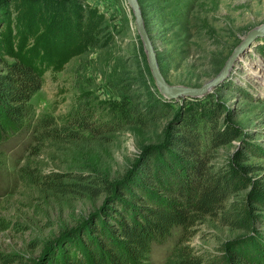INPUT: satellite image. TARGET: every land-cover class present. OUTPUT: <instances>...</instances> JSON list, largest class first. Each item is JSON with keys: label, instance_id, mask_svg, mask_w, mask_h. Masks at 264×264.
<instances>
[{"label": "rangeland", "instance_id": "374dc122", "mask_svg": "<svg viewBox=\"0 0 264 264\" xmlns=\"http://www.w3.org/2000/svg\"><path fill=\"white\" fill-rule=\"evenodd\" d=\"M138 2L160 70L173 85L200 86L217 75L246 33L264 23V0ZM80 11L85 14L80 29L85 28L87 39L98 37L100 48L82 44L78 37L63 40L67 34L58 31L71 18L76 32ZM29 16L32 24L27 35L21 37L19 28L30 23ZM46 39L63 43L59 44L56 59L42 63L44 82L31 98L36 116L46 112L65 114L78 95L90 92L103 107L98 111L100 118L111 120L124 103H133L119 95L122 84L134 81V94H145L155 86L126 0H0V40L7 49L11 48V54H18L14 52L17 47L28 51L37 41L43 46ZM184 99L191 102L182 98L172 100L175 103H170L169 114L154 125H128L120 121L110 131L92 137V151L86 161L92 171L113 183L112 196H118L114 183L137 171L136 163L147 148L167 151L169 131L193 106L205 105L196 116L206 113L218 126L232 127L238 134L229 143L207 148L206 159L213 167L226 165L239 147H246L245 162L259 168L248 176L255 179L264 174V36L249 43L210 92ZM29 141L30 137L21 131L0 142V254H17L25 264H61L63 251L67 252L65 259L78 256L79 251L74 248L84 250L87 255L86 244L98 234L91 233L93 214L99 213L103 206L115 210L114 205L105 203L104 195L45 198L28 187L20 178L19 169L30 153ZM79 158L66 153L55 163L43 155L37 160H42L45 171H66L80 170ZM136 202L134 199L126 204L131 207ZM117 214H121L120 210ZM120 216L129 220L126 212ZM258 228L264 232V225ZM193 230L189 244L203 254L216 252L227 237L238 233L212 219H206ZM181 236L182 230L177 228L165 240L152 242L146 264H164ZM78 242V247H74ZM0 264L18 263L0 258Z\"/></svg>", "mask_w": 264, "mask_h": 264}, {"label": "trees", "instance_id": "16d2710c", "mask_svg": "<svg viewBox=\"0 0 264 264\" xmlns=\"http://www.w3.org/2000/svg\"><path fill=\"white\" fill-rule=\"evenodd\" d=\"M55 7L60 6L55 4ZM80 15L76 32L71 18L65 28L58 30L67 34L63 40L78 37L80 43L100 48L98 37L87 39L85 28L80 29L85 14L80 11ZM62 16L60 13V20ZM31 20L29 16L30 23L19 28L21 37L27 35ZM57 40H60L58 34ZM57 40L51 43L46 39L43 46L37 41L28 51L23 49L24 52L17 47L14 52L18 54L14 55L0 40V142L21 131L30 137V153L19 169L20 178L43 197L104 195V202L114 205L115 210L103 206L99 213L93 214L91 233L98 234L86 244L87 255L84 250L74 248L81 256L65 259L67 252L63 251L61 264H146L151 243L165 240L177 228L182 230V236L164 264H264V232L258 228L264 225V174L255 179L248 176L259 168L245 162L246 147H239L232 160L217 168L206 159L207 148L236 139V129L218 126L206 113L196 116L205 105L193 106L180 116L176 129L169 131V140L165 141L167 151L147 148L136 163L137 171L114 183L118 196H112L113 183L92 171L86 161L92 151V137L110 131L120 121L128 125H154L169 114L170 103L175 102L165 99L155 86L145 94H134L132 88L136 83L130 80L122 84L118 93L133 103H124L111 120L100 118L98 111L103 107L90 92L78 95L65 114L46 112L36 116L31 98L44 82L43 61L51 63L56 59L59 44L63 43ZM183 100L191 102V99ZM66 153L81 157L80 170L45 171L42 160H37L43 155L55 163ZM134 199L136 206L131 203L129 207L127 201ZM119 210L121 214H117ZM125 212L129 220L120 216ZM206 219L218 221L238 233L227 237L214 253H197L189 240L193 228ZM0 258L8 263L25 264L17 254H0Z\"/></svg>", "mask_w": 264, "mask_h": 264}, {"label": "water", "instance_id": "95a60500", "mask_svg": "<svg viewBox=\"0 0 264 264\" xmlns=\"http://www.w3.org/2000/svg\"><path fill=\"white\" fill-rule=\"evenodd\" d=\"M129 6L135 30L139 36L142 44L143 51L147 60V66L150 70V74L154 80L155 87L160 95L167 100H177L179 98H199L210 92L216 87L220 81L227 75L229 68L234 61L239 57L244 49L252 42L256 37L264 36V23L251 28L243 37L240 44H238L228 56L224 66L217 75L210 78L208 81L200 86H184L170 84L163 76L158 61L156 50L147 31L144 17L140 8L138 0H126Z\"/></svg>", "mask_w": 264, "mask_h": 264}]
</instances>
